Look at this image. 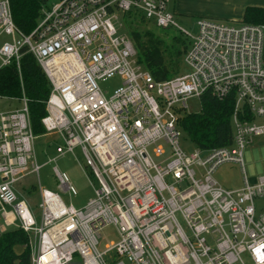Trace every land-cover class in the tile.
Listing matches in <instances>:
<instances>
[{
  "label": "built area",
  "instance_id": "2783aa9c",
  "mask_svg": "<svg viewBox=\"0 0 264 264\" xmlns=\"http://www.w3.org/2000/svg\"><path fill=\"white\" fill-rule=\"evenodd\" d=\"M165 5L52 0L25 34L9 0H0V69L18 68L23 51L34 57L49 85L43 131L62 138L56 152L79 150L93 189L79 208L39 183L35 209L19 198L16 186L38 173L29 161L35 134L24 97L20 108L0 112V231L32 237L31 264H264V206L254 203L264 198V174L241 170L239 189L211 176L222 162L242 167L245 146L264 138V122L255 121L264 118V25L199 17L188 33ZM128 13L184 33L187 71L154 80L115 27ZM113 76L122 84L107 98L98 81ZM208 91L231 97L233 134L229 145L200 149L178 118L188 98ZM52 171L62 191L76 193ZM34 180L22 187L27 196ZM108 227L117 240L102 243Z\"/></svg>",
  "mask_w": 264,
  "mask_h": 264
},
{
  "label": "trees",
  "instance_id": "16d2710c",
  "mask_svg": "<svg viewBox=\"0 0 264 264\" xmlns=\"http://www.w3.org/2000/svg\"><path fill=\"white\" fill-rule=\"evenodd\" d=\"M52 0H9L12 20L23 33L34 28L41 9ZM131 13L123 15V20ZM140 22L144 21L140 17ZM243 23L263 24L264 7L245 8ZM130 38L138 53V60L151 73L156 81L173 75V68L166 60L167 45L154 38L148 31L140 33L136 28ZM20 58L19 66L10 64L0 69V97L19 100L24 97L28 106L30 123L34 134L43 133L41 118L45 115V102L49 94L48 82L36 60L30 53ZM179 54V51H177ZM200 110L184 112L178 118L184 137L200 149H213L229 145L232 138L231 97L219 100L209 91L200 98ZM28 235L20 229L9 228L0 231V264H31V249Z\"/></svg>",
  "mask_w": 264,
  "mask_h": 264
},
{
  "label": "rangeland",
  "instance_id": "374dc122",
  "mask_svg": "<svg viewBox=\"0 0 264 264\" xmlns=\"http://www.w3.org/2000/svg\"><path fill=\"white\" fill-rule=\"evenodd\" d=\"M171 7L172 0H166V10L171 11ZM135 17L137 20L131 21V17H127L125 20L122 19L123 25L118 21L117 24L115 23L116 29L119 32L128 35V37H130L133 28H136L140 33L148 31L154 38H159L167 45V53H165L166 60L170 67L173 68V75L187 71L183 58L189 49V38L177 29L160 30L152 21H149L148 23L145 21L140 22V18L138 16ZM120 18L121 15L119 14V19ZM197 18L191 16H175L177 25L188 33L194 31V23ZM5 40H8V38L5 37ZM177 51H179V54ZM121 84L122 79L119 78V76H113L98 81L102 94L107 98L111 96L114 90L120 87ZM21 106V101L8 100L0 97V112L20 108ZM186 109L187 112L199 111V99L197 97L188 98L186 100ZM255 121L257 123L264 122V118H257ZM57 145L62 147L63 140L59 135L54 133L43 132L36 134L33 139L32 155L29 161H32L39 166L38 173L37 175H32L24 179L21 181V184L16 186L18 197L26 199L33 209L36 208L39 200L38 183L42 189L58 192L65 203H71L76 208L84 205L93 194L92 184L84 171L85 162L79 150L75 149L73 152L61 154L56 152ZM188 149H190V147H188ZM153 159L155 161L159 160V158L156 157H153ZM53 167H56L60 174H65L68 177V180L76 191L75 194L64 192L58 187L52 171ZM241 170L249 178L264 174L263 137L252 138L251 142L245 146L242 155V167L236 162H222L215 168L211 176L223 188L239 189L243 185V172ZM33 180L37 187L31 192L30 196H27L22 187L27 186V184ZM254 203L256 206H264V198L257 199ZM29 240L30 239L28 238V243L32 250V237L30 240L31 244ZM116 240L117 237L113 228H105L102 233L101 242L106 243ZM78 261L79 259L75 258L72 264H76Z\"/></svg>",
  "mask_w": 264,
  "mask_h": 264
},
{
  "label": "crops",
  "instance_id": "0c3cea01",
  "mask_svg": "<svg viewBox=\"0 0 264 264\" xmlns=\"http://www.w3.org/2000/svg\"><path fill=\"white\" fill-rule=\"evenodd\" d=\"M248 6L264 7V0H172L170 12L239 23Z\"/></svg>",
  "mask_w": 264,
  "mask_h": 264
},
{
  "label": "bare ground",
  "instance_id": "6f19581e",
  "mask_svg": "<svg viewBox=\"0 0 264 264\" xmlns=\"http://www.w3.org/2000/svg\"><path fill=\"white\" fill-rule=\"evenodd\" d=\"M45 258V257H44Z\"/></svg>",
  "mask_w": 264,
  "mask_h": 264
}]
</instances>
